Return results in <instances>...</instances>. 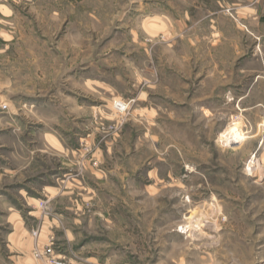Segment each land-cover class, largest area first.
I'll return each instance as SVG.
<instances>
[{"label":"rangeland","instance_id":"1","mask_svg":"<svg viewBox=\"0 0 264 264\" xmlns=\"http://www.w3.org/2000/svg\"><path fill=\"white\" fill-rule=\"evenodd\" d=\"M212 0H0V264H264V41Z\"/></svg>","mask_w":264,"mask_h":264},{"label":"crops","instance_id":"2","mask_svg":"<svg viewBox=\"0 0 264 264\" xmlns=\"http://www.w3.org/2000/svg\"><path fill=\"white\" fill-rule=\"evenodd\" d=\"M215 1V0H212ZM222 7L230 9L226 13L242 28L244 35L264 41V0H216Z\"/></svg>","mask_w":264,"mask_h":264}]
</instances>
